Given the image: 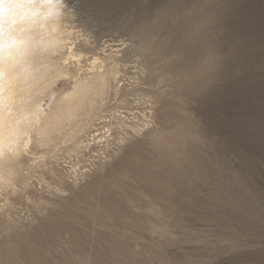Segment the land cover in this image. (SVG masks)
<instances>
[{"label": "rangeland", "instance_id": "1", "mask_svg": "<svg viewBox=\"0 0 264 264\" xmlns=\"http://www.w3.org/2000/svg\"><path fill=\"white\" fill-rule=\"evenodd\" d=\"M60 1L80 64L117 54L121 90L92 149L0 189V264H264V0ZM172 125L200 163L194 191L172 184L185 199L159 240L124 237L127 253L105 252L95 232L111 229L87 199L98 207L128 148L172 137Z\"/></svg>", "mask_w": 264, "mask_h": 264}, {"label": "bare ground", "instance_id": "2", "mask_svg": "<svg viewBox=\"0 0 264 264\" xmlns=\"http://www.w3.org/2000/svg\"><path fill=\"white\" fill-rule=\"evenodd\" d=\"M69 26L61 7L58 17L43 20L31 30L32 40L24 56L0 64V189L14 191L17 183L27 184L26 168L36 169L45 161H58L63 154L82 155L92 149L102 129L95 126L106 118L104 103L120 93L117 54H97L83 67V55L73 47L74 31ZM60 78L69 80V87L56 92L54 84ZM169 129L172 137L153 138L128 148V154L115 164L110 183L100 185L98 207L87 199L93 217L102 222V228L106 223L111 229L95 232L110 242L105 252L127 253V248L116 244L124 237L144 235L159 240L165 235L161 230L165 214L180 211L185 199L172 184H182L186 192L195 189L201 170L195 154L192 156L191 141L178 138L173 125ZM184 163L188 164L186 170L181 168ZM126 175L134 182H127ZM89 187L94 190V182ZM191 198L193 206L197 199ZM79 237L74 234L72 240Z\"/></svg>", "mask_w": 264, "mask_h": 264}, {"label": "clouds", "instance_id": "3", "mask_svg": "<svg viewBox=\"0 0 264 264\" xmlns=\"http://www.w3.org/2000/svg\"><path fill=\"white\" fill-rule=\"evenodd\" d=\"M62 5L46 0H0V64L26 54L31 30L58 17Z\"/></svg>", "mask_w": 264, "mask_h": 264}]
</instances>
